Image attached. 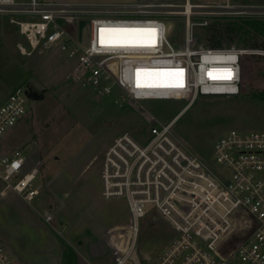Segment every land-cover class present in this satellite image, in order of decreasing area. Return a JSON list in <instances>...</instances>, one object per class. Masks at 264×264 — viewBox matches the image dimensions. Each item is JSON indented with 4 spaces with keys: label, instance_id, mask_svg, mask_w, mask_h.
Listing matches in <instances>:
<instances>
[{
    "label": "built area",
    "instance_id": "built-area-1",
    "mask_svg": "<svg viewBox=\"0 0 264 264\" xmlns=\"http://www.w3.org/2000/svg\"><path fill=\"white\" fill-rule=\"evenodd\" d=\"M189 1L0 0V14L11 16L25 39L17 43L22 55L52 50L63 37L70 62L63 77L71 83L91 86L98 96L117 88L122 100L134 102L187 101L170 122L152 125L146 141L126 131L105 151L102 196L125 200L130 217L126 226L110 232L114 264L133 259L143 220L155 213L170 222L176 236L149 264H264V129L224 131L214 143L215 163L194 152L174 131L178 116L201 95H241L244 57L264 55L260 48L197 44L195 30L206 37L219 18H264V4L210 0L192 2L188 9ZM171 16L184 17L181 46L169 38L166 19ZM83 18L88 19L89 37L79 43L68 26H77ZM102 27L155 28L157 33H142L143 46L102 47ZM110 35L105 33V39ZM180 69L182 74L175 71ZM143 71H161L172 81H151ZM229 75L231 79H224ZM177 83L183 87L171 86ZM27 87H15L0 104V149L5 131L28 111ZM27 159L23 148L0 153V195L13 191L32 205L40 194V170H27ZM147 204H154V209H147ZM43 217L52 219L50 214ZM0 264H15L1 241Z\"/></svg>",
    "mask_w": 264,
    "mask_h": 264
},
{
    "label": "rangeland",
    "instance_id": "rangeland-1",
    "mask_svg": "<svg viewBox=\"0 0 264 264\" xmlns=\"http://www.w3.org/2000/svg\"><path fill=\"white\" fill-rule=\"evenodd\" d=\"M73 1L177 3L185 0ZM206 1L210 0H190ZM241 1L264 4V0ZM10 17L0 14V104L19 85H31L37 90L47 88V91L42 99H29L27 113L5 131L1 140V154L16 148L25 150L26 169L39 168L37 184L41 187L32 205L13 191L0 195V241L15 264H61L66 248L79 257L77 264H114V252L103 242L101 224L105 220L110 222L107 226L112 221L126 223L129 215L125 200L102 196L105 151L116 136L126 131L146 141L152 125L170 122L187 101L122 100L117 88L115 93L98 96L91 86L62 80L70 65L65 53L55 47L30 56L22 55L17 43L25 39ZM219 20L214 23L219 27L210 30L206 37L200 29L195 30V42L210 43V38L216 40L225 33L228 37L223 38V45L249 47L244 40V18L238 22L230 18ZM166 24L171 28V42L175 46L183 45L184 17L171 16ZM88 25V19L83 18L77 26H68V30L78 34L79 43H86ZM141 35L113 34L108 39L119 36L138 44L142 43ZM255 40L264 42L263 37L251 41ZM243 67L241 95H201L175 121V133L205 160L215 163L214 143L224 131L264 129V55H246ZM156 81L172 80L161 75ZM116 99L122 102L121 106ZM147 209H154V204H147ZM43 214H50L52 219L46 221ZM175 236L176 231L168 220L158 213L148 215L142 223L136 258L125 264H149Z\"/></svg>",
    "mask_w": 264,
    "mask_h": 264
},
{
    "label": "trees",
    "instance_id": "trees-1",
    "mask_svg": "<svg viewBox=\"0 0 264 264\" xmlns=\"http://www.w3.org/2000/svg\"><path fill=\"white\" fill-rule=\"evenodd\" d=\"M244 40L245 43L252 48L257 47H264V42H258V41H251L252 38L258 39L259 37L264 38V20L262 19H255V18H244ZM219 26H211L209 30H216ZM223 32V31H220ZM227 34L223 33L222 35H219L218 39L210 38L209 45L211 46H222L224 39L227 38ZM224 38V39H223ZM222 39V41H221ZM66 247V246H65ZM76 255L72 253L71 250L65 249L62 255V262L61 264H77Z\"/></svg>",
    "mask_w": 264,
    "mask_h": 264
},
{
    "label": "snow or ice",
    "instance_id": "snow-or-ice-1",
    "mask_svg": "<svg viewBox=\"0 0 264 264\" xmlns=\"http://www.w3.org/2000/svg\"><path fill=\"white\" fill-rule=\"evenodd\" d=\"M105 33L109 34H135V33H149L153 37L157 33V29L155 28H100L99 29V40L100 44L102 47H137V46H143L140 44L135 43L132 40L125 39V38H120L119 36L117 37H112L109 38L107 41L105 39ZM140 70H137V74H139ZM178 72V74H182L183 70H175ZM225 72H231L230 69H224ZM231 75L224 77V79H231ZM141 85L137 83V87H140ZM172 87H183L182 83H177L175 85H171Z\"/></svg>",
    "mask_w": 264,
    "mask_h": 264
},
{
    "label": "crops",
    "instance_id": "crops-1",
    "mask_svg": "<svg viewBox=\"0 0 264 264\" xmlns=\"http://www.w3.org/2000/svg\"><path fill=\"white\" fill-rule=\"evenodd\" d=\"M144 73H149V74H147V76H149V77H151V79L153 78V81H155V82H157L156 81V77L157 76H155V75H158V76H161V75H163V74H161V71H155V72H151V71H143ZM142 75H140L139 77H141ZM144 76V75H143ZM64 79V77L62 76V80ZM142 81H143V78L141 79ZM140 83H141V81H140ZM101 189H102V187H101ZM129 215V214H128ZM130 218V217H129ZM130 220V219H129ZM129 220H128V222H129ZM128 222H126V223H118V222H111V224L109 225V226H107L108 225V223H110L109 221H107V220H105V221H103V223L101 224V220H100V224L103 226V228H104V236H103V242H104V244L106 245V246H108L109 247V249L111 250V248H110V243H109V235H110V232H113L114 230H116V229H119L120 227H124V226H126V224L128 223ZM64 227H66L65 226V224L63 225ZM134 258H136V257H134ZM133 258V259H134ZM78 259H79V257H78ZM78 259H77V261H78ZM132 259V260H133ZM139 259H137V262H139L138 261ZM88 262V261H87ZM114 262H115V258H114ZM89 264H91V263H89Z\"/></svg>",
    "mask_w": 264,
    "mask_h": 264
},
{
    "label": "water",
    "instance_id": "water-1",
    "mask_svg": "<svg viewBox=\"0 0 264 264\" xmlns=\"http://www.w3.org/2000/svg\"><path fill=\"white\" fill-rule=\"evenodd\" d=\"M47 88H41L40 90L35 89L33 86L29 85L26 89V94L31 100L42 99L45 96Z\"/></svg>",
    "mask_w": 264,
    "mask_h": 264
},
{
    "label": "bare ground",
    "instance_id": "bare-ground-1",
    "mask_svg": "<svg viewBox=\"0 0 264 264\" xmlns=\"http://www.w3.org/2000/svg\"><path fill=\"white\" fill-rule=\"evenodd\" d=\"M191 4H192V2L189 1V4L187 5V8H188V9H190ZM111 35H113V34H111ZM62 38H63V37H60V38L58 39V42L55 44V47L57 46V48H58L59 50H61L62 52H64L65 55H66V52H65V46H64L65 44H64ZM107 39H108V38H107ZM138 44H140V43H138ZM60 47H61V48H60ZM66 56H67V55H66Z\"/></svg>",
    "mask_w": 264,
    "mask_h": 264
}]
</instances>
